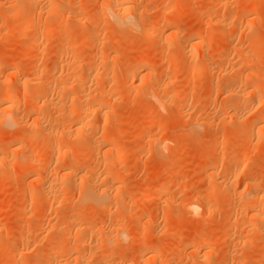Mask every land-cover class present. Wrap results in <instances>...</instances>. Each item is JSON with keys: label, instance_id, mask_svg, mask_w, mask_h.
I'll return each mask as SVG.
<instances>
[{"label": "rangeland", "instance_id": "obj_1", "mask_svg": "<svg viewBox=\"0 0 264 264\" xmlns=\"http://www.w3.org/2000/svg\"><path fill=\"white\" fill-rule=\"evenodd\" d=\"M65 1L71 5V14L74 12L75 15L72 14L71 17L70 14H66L67 16H62L56 24L42 13L39 16V26L30 28V32L37 33L49 25L51 27L52 24L54 31L39 36L40 43L31 45L27 38L28 34L19 28L20 17L11 16L12 6L9 0H0V82L4 81L2 82L4 87L21 89L27 83L26 87H29L31 86L29 84L36 81L32 87L38 90L47 78L45 76H49L56 68L55 76L52 73L53 78L56 77V81L60 78L65 79L62 83L65 81L71 83L73 80L64 73L71 67L69 63L73 60L69 59L68 54L67 57L66 54L60 57L59 53V46L63 40L61 33L64 36L63 31L68 30V34L69 31L72 33L69 36L74 43L68 44L70 48H74L76 41H82L77 50L76 60L81 59L77 70L85 84H82L83 89L74 82L75 86H78V89L74 86L73 90H78L74 93L75 90L70 91L73 83L69 87V83L66 82L65 85L69 88L64 89L67 92L64 94L74 93L76 97V94L91 93L90 97L98 95L96 97L100 98L99 94L105 91L106 94L102 95L106 96V103L100 111L91 116V127H85L83 135L91 137L92 143L84 146L72 140L78 115L71 117L65 113L71 118L64 115L67 108L73 105L70 99L64 95V105L61 106L62 101L60 103L62 109L57 105L53 110L56 111L58 107L60 112L58 110V113L54 112L51 102L56 99L57 90L56 87H50L44 95L51 102L46 98L36 102V105L41 106V101H45L43 104L46 105L44 107L47 114L46 118L44 114L42 115L43 120L49 118L50 111L54 112L50 118L54 122L47 119L51 122L45 120L49 124L45 125L48 128L52 127L50 129L53 130L55 137L62 133V137L60 135L58 139L64 142V149H75L70 154L56 150L57 147L52 148L46 135V139L42 138L44 135L41 133L42 137H37L38 134L34 139L28 137L30 136L28 132L31 133L30 129H33L31 128L33 123H29L30 120L33 122L34 110L30 104L32 98L28 97L24 105L16 107V114L22 118L21 123L13 121L14 124L6 125L8 128L0 125V157L7 158L4 165L0 164V264H23L25 261H28V264H41L44 260L48 262V259H52L53 264L57 262L73 264L68 254H56L45 258V252L51 244L75 247L73 246L75 238L76 245L78 241L79 245L80 243L82 245L77 248L80 250L79 254L85 252L86 256L81 255L84 256L86 264H96L97 259L103 254V258L107 257L104 259L107 260L105 264H128L136 260L137 264H157L161 260L164 261V258L166 264H264V228L259 230L260 224L250 216V212L240 206L245 197L249 196V184L254 182L252 185L264 189V0H193L195 4L192 5L191 0H133L131 3L132 8L135 7L133 9L138 12L149 11L147 22L154 23L155 28L148 30L146 24L139 31L122 32L114 26L112 20L100 21L103 20L99 17V12H102L100 11L102 0ZM178 5L180 6L178 8L182 7L180 12L167 13L168 8ZM218 16L222 18L219 23L216 21ZM79 17H82V22L84 19L88 20L86 23L88 27L85 25L81 27V24L76 23ZM163 22L165 24L169 22L167 24L169 27L164 26ZM60 24L63 26L62 29ZM13 28L16 30L14 33L10 32ZM92 31H97L98 35L94 37ZM171 32H176V37H172ZM40 38L44 41L42 42ZM70 42L71 40L68 41ZM96 53L101 56L103 63L99 62V55L90 61ZM139 60L147 61L146 68L137 69L135 62ZM60 61L61 68L59 65L57 67ZM64 61L68 63L67 66ZM34 65L37 69L41 66L40 73L37 69L34 71ZM99 66L109 75L105 77L98 75L95 78L94 71ZM193 66L199 69L195 70L194 67L193 70ZM148 73L152 74L154 82L152 79L150 82L153 84L147 83ZM12 74L16 75V80ZM32 75H35L34 78ZM247 75L256 78L245 83L243 80ZM238 77L239 80L242 77V82L237 79ZM235 80L239 81V84ZM60 84L57 82L56 85ZM229 88L230 91L249 93L248 97L246 96L248 98L246 105L249 101L252 103L247 105L249 110L237 112L238 114L225 111L226 104L228 105L230 100L232 102L230 97L234 101V95H231L234 91L229 93ZM225 91H229L227 95ZM166 94L176 96L175 100L172 102L169 100L167 103ZM79 95L76 99L75 97L71 99L74 105L82 102V96ZM160 100L165 103L164 106ZM50 105L51 109L48 111L47 107ZM64 106L66 110H63ZM42 116L40 122H43ZM262 117L263 121L259 122L258 119ZM254 122L256 125L250 128ZM250 133L254 141L246 145L248 137L246 134ZM70 136L72 141L69 140ZM107 136L115 138L117 145V149L114 148L113 152L111 150V155L109 153L104 155ZM13 141L20 144L12 146ZM21 147L23 151L19 150ZM31 149L39 151L33 159L35 164L33 166L36 168L32 167V164H26V160L33 157H27V154H31L28 153ZM119 151L128 153L124 162H118L116 159ZM255 151L259 153L257 156H253ZM110 161L113 162L109 163L110 168L104 169L103 164ZM72 164L75 167L70 168L73 175L59 179L63 186L57 189L58 194L75 201L78 195L81 196L78 194L80 188L86 187L89 191L90 189H87L91 185L89 181L96 183L97 187L101 186L106 174L109 181H105L104 184L109 182L106 184L108 186L106 188H109L108 196L105 195L96 203L79 202L66 210L57 208L55 204L54 207L50 199V203L48 202V198L46 201L44 193L42 195L40 191L44 181L51 179V176L53 178V175L59 176L58 173L61 176L70 165L73 166ZM235 167L246 168L247 171L236 177ZM213 168L217 169L214 177L209 175ZM60 176L58 178H61ZM144 181H150L152 187L144 188L142 186ZM160 186L167 187V191L164 195L157 196V189ZM31 190L32 195L35 190L37 193L33 198ZM191 191L193 193H189ZM195 201L199 206L200 203L205 206L210 204L208 205L212 209L210 218H207L208 214H202V209L194 215L186 208V204ZM149 204L153 206L150 207ZM79 209L90 213L80 216L79 224L87 225L93 230L97 229L95 232L100 228L97 237L94 232L89 236L88 233L85 235L83 232L78 233V230L76 233V229L72 230L73 227L70 225ZM112 222L118 224L122 234L115 246L114 235H108L106 232ZM233 223L236 224L235 229ZM50 226L55 229L58 227L61 233L53 232ZM36 229L38 232L41 229L44 232L49 229L46 231L47 234L50 231L55 234L47 235L42 230L43 234L38 233L35 232ZM52 239L58 243L52 242ZM139 239L140 245L137 243ZM145 246L156 250V257L151 262L143 259ZM9 248L23 253L25 261L20 263L14 254H4ZM112 251L115 255H112ZM33 255H36V258Z\"/></svg>", "mask_w": 264, "mask_h": 264}, {"label": "bare ground", "instance_id": "obj_2", "mask_svg": "<svg viewBox=\"0 0 264 264\" xmlns=\"http://www.w3.org/2000/svg\"><path fill=\"white\" fill-rule=\"evenodd\" d=\"M132 1L133 0H102V3H101V5L100 6H102L101 7V10L100 11H102V12H99L100 14V19H103V20H100L99 19V17L97 18V19H99L101 22L103 21H113V24H115L114 26H117L120 30H121V32L122 31H125V30H131V31H134V30H137V31H139L140 30V28H142L143 26H145L146 24L148 25V30H153L154 28H155V24L154 23H148L147 22V18L149 17V11L147 12V11H142V12H138V10H136V9H133V8H135V7H133L132 8V5H131V3H132ZM21 2V3H20ZM195 2V1H194ZM193 2V0H191L190 1V4L192 5V3H194ZM11 3V6H12V13H11V16H13V17H16V16H19L20 17V29L22 30V32H25V33H27L28 35H27V38L29 39V43L31 44V45H34V44H36L37 42H39L40 43V41H38L39 40V36H43V34H46V33H49V32H52V31H54V28H52V26H53V24L51 25V27H50V25L49 26H45L46 28H43V29H40L39 30V32H37V33H31L30 32V28H33V27H36V26H39V16L42 14V13H45V15L49 18V20H51V21H53L54 20V23H56L57 24V22L60 20V18L62 17V16H64V15H66V14H70L71 15V17H72V14L73 15H75V13L73 12L72 14H71V12H72V9H71V5H69V4H67L66 3V1L65 0H9V4ZM174 4V3H173ZM195 4V3H194ZM259 4V2L256 4V5H258ZM175 5H177V4H175ZM178 7H180L179 5L177 6V7H170V8H168V12L167 13H170V14H172V13H175V12H180L181 11V9H182V7H181V9L180 8H178ZM193 7V6H192ZM80 8V7H79ZM102 8H103V10H102ZM137 8V7H136ZM138 9V8H137ZM183 11V10H182ZM44 15V14H43ZM44 15V16H45ZM10 16V17H11ZM67 16V15H66ZM65 17V16H64ZM170 17H171V15H170ZM76 18V17H75ZM80 18V17H79ZM78 18V19H79ZM82 18V17H81ZM76 19V21L78 20V22H76V23H79V24H81V27L83 26V25H85V26H87L86 25V23H87V21L88 20H85L84 19V21L82 22V20L83 19ZM220 18L221 17H217V22L220 20ZM64 19V18H63ZM222 19V18H221ZM58 20V21H57ZM56 21V22H55ZM75 21V20H74ZM221 21V20H220ZM219 21V22H220ZM40 22H41V17H40ZM47 22H48V20H47ZM61 22H63V20H61ZM165 22V21H164ZM163 22V23H164ZM218 22V23H219ZM169 23V22H168ZM168 23H164L165 25L164 26H168L167 24ZM44 24V23H43ZM90 24V23H89ZM61 25V29L63 28V26H62V24H60ZM59 25V26H60ZM91 25V24H90ZM89 25V26H90ZM19 26V25H18ZM41 27L42 26H44V25H40ZM162 26H163V24H162ZM249 26V25H248ZM88 27V26H87ZM87 27H85V28H87ZM169 27V26H168ZM38 28V27H37ZM65 29V28H64ZM82 29V28H81ZM88 29V28H87ZM90 29V28H89ZM9 30V29H8ZM65 30H67V29H65ZM104 30V29H103ZM162 30H163V28H162ZM16 30L13 28V29H11L10 30V32H15ZM61 31V30H60ZM99 31H100V29H99ZM136 31V32H137ZM64 32V36H63V33H61L62 35H61V37H62V41H61V46H59L60 47V49H59V53H60V57L62 56V54H66V57H67V54L69 55V59L71 58L73 61H72V63L70 62L69 63V66H71V67H69V69H67V68H65V69H67V71H66V73H64V71H65V69H64V71H63V73L65 74V75H67L66 77H69V79H72L73 81L70 83V81L68 82V81H65V83L67 82V83H69V87H70V84H72L73 83V86H71V90L70 91H72L73 90V88H74V86H75V84H74V82H76L77 84L76 85H81L82 86V84L84 85L85 84V81H83L81 78H80V75L81 74H79V70H77V67H78V69H79V66L78 65H80L79 63H81V62H79L80 60H76L77 59V50H78V48L81 46V44H82V41H79V42H77L76 41V43H75V46H74V48L72 47V48H70L69 47V45L70 44H74L73 42H72V38H71V36H69L70 34H72L70 31H69V34H68V30L67 31H63ZM102 32H104V31H101V33ZM215 32V31H214ZM59 33V32H58ZM100 33V34H101ZM18 34V33H17ZM24 34V33H23ZM171 35H172V37H176V32H171L170 33ZM227 34V33H226ZM90 35V34H89ZM92 35H94V37L96 36V35H98V32L97 31H92ZM177 37H178V34H177ZM23 38H25L24 36H23ZM22 37H21V39H23ZM91 38H93V37H91ZM215 38V37H214ZM41 39V38H40ZM25 40V39H24ZM71 40V42L70 43H68V41H70ZM93 40V39H92ZM25 41H27V40H25ZM41 41H42V39H41ZM44 41V40H43ZM42 41V42H43ZM75 41V40H74ZM84 41V40H83ZM39 43H38V45H39ZM47 43V42H46ZM69 44V45H68ZM90 44V43H89ZM103 44V43H102ZM46 45V44H45ZM37 46V45H36ZM42 47V46H41ZM70 48V50H69V52L67 53V51H68V49ZM68 48V49H67ZM42 51H43V49H42ZM45 51V50H44ZM40 53V52H39ZM97 54V53H96ZM94 55L93 54V57H92V59H90V61L92 60H95V58L99 55V54H97V55ZM59 55V54H58ZM100 56V55H99ZM175 56V55H174ZM248 56V55H247ZM99 58V62L100 63H103V60H102V58H101V56L100 57H98ZM97 58V59H98ZM175 58V57H174ZM204 58V57H203ZM203 58H201V59H203ZM61 59V58H60ZM70 59V60H71ZM104 59V58H103ZM247 59V58H246ZM250 59V58H249ZM76 60V61H75ZM181 60V59H180ZM205 59H203V61H204ZM242 60V59H241ZM241 60H240V63H241ZM59 61V60H58ZM76 63H78V64H76ZM198 61H201V60H199L198 59ZM245 61V60H244ZM244 61H243V63H244ZM247 61H248V59H247ZM65 63H66V61H64ZM63 62V63H64ZM99 62L97 61V63H98V65H99ZM196 62V61H195ZM1 63V62H0ZM62 62L60 61L59 62V64L57 63V67H58V65H59V67H60V64H61ZM132 63H134V62H132ZM245 63H246V61H245ZM67 64L68 63H66V66H67ZM135 64H136V66L138 67L137 69H142V67H145V65L147 64V61H143V60H139V61H136L135 62ZM203 64H205V62L203 63ZM1 65V64H0ZM14 65V64H13ZM77 65V66H76ZM36 65H34V67H35ZM65 66V67H66ZM14 67V66H13ZM15 67H17L16 65H15ZM41 67V66H40ZM40 67H38V69H37V67H35L34 69V71H37L38 70V72L39 71H41V70H39L40 69ZM63 67V66H62ZM194 67L195 66H193V70H194ZM55 68V67H54ZM61 68V67H60ZM136 68V67H135ZM146 68V67H145ZM196 68V67H195ZM198 68V67H197ZM195 69V70H198V69ZM11 69V68H10ZM33 69V68H32ZM37 69V70H36ZM56 69V68H55ZM55 69L53 70V71H51V73H50V75L49 76H45V77H47L45 80H44V82L42 83V85H40V89H35V88H33L34 86L32 85V84H34V83H32V84H29V85H31V86H29V87H26V85L28 84H26V83H24V84H26L25 86H23V87H21V89H13V88H11V87H4V85H3V83L2 82H4V81H2V82H0V83H2V84H0V86L1 85H3V87L1 88L0 87V125H4V126H9L10 124H12L13 123V121H14V123L15 122H17L18 123V121H20L22 118H20L19 117V115H17L16 114V107L18 108L19 106H21V104L22 105H24V103H26V100L28 99V97L29 98H32V101H31V107H33V110L34 111H32L33 112V114H32V116H33V119H32V121L33 122H31V120L29 121V123H33V127H31V128H33V129H30L31 130V133H30V131L28 132L29 134H30V136H28V137H30V138H35L34 136L35 135H37L38 134V136L37 137H39V136H41L42 137V135H44V137H42V138H45L46 139V136H47V140H48V144L50 145V146H52V148H54V147H57L58 149H56V148H54V149H56V150H58V151H63L64 153H71V152H74V150L73 149H70V148H65L64 149V147L65 146H63V143L64 142H61L62 140H60V139H58V137L60 138V135L62 134H60V132H59V130H58V132H59V136H57V134H56V136L57 137H55V135H53L54 133L51 131V129L50 128H52L51 126H50V128H48V126H46L45 125V123H46V121H47V119H50V118H52V114L54 113V112H56L57 110L59 111V109H58V107H57V110L55 111V110H53L57 105H59L60 106V103H61V101H62V105L61 106H63L64 105V95L66 96V98L67 99H70L69 101L70 102H72L71 104H73V105H71L70 107H68L67 108V112L65 111L64 112V115H65V113H67L68 114V116L70 115H78L77 117H78V119H77V121L75 122V124L76 125H74L75 127H74V129L73 128H71V129H73V132L72 133H74L73 135H74V137H73V141H74V143H77V144H80V145H86V144H91L92 143V138L90 137H87V136H85V135H83L84 133H83V131H84V129H85V127L86 126H88L89 128L91 127V124H92V122H90V120H91V116L94 114V113H97L98 111H100L103 107H104V103H106V96L105 97H103V93L105 92H103V93H101L100 92V90H99V92L101 93V95L99 94V96H100V98H97L96 96H98V95H92L93 97H90L91 96V93H90V95L89 94H86V93H83L82 95H79V94H76V97H77V95H79V96H82V102H80V103H78V101H77V103H78V105H74V102H73V100H71V99H74L73 97H75V94L74 93H77L78 92V90L76 91L75 89V91L76 92H74V93H69V94H64V92H66V90L64 91V89H68L67 88V86L68 85H65V83H62V82H64V80L63 79H61L60 78V80H58V81H56L57 80V78L56 77H54L53 78V75L55 74L54 73V71H55ZM96 69V68H95ZM136 69V70H137ZM57 70V69H56ZM62 70V69H61ZM127 70V69H126ZM134 70V69H133ZM132 70V71H133ZM200 70H202V68L200 69ZM199 70V71H200ZM132 71H131V73H132ZM191 71V70H190ZM199 71H197L198 73H199ZM33 72V71H32ZM95 72V78H96V76H98V75H102V76H108L109 75V73L108 72H106L105 71V69H103L102 67H100L99 66V68L97 67V69L94 71ZM130 72V71H129ZM35 74H36V72H34ZM33 73V74H34ZM40 73V72H39ZM38 73V74H39ZM43 73V72H42ZM52 73H53V75H52ZM130 73V74H131ZM147 73V72H146ZM195 73V72H194ZM144 74H145V72H144ZM149 74V73H148ZM147 74V75H148ZM13 76H14V74H12ZM37 75V74H36ZM62 75V74H61ZM111 75V74H110ZM127 75H128V73H127ZM152 75V74H151ZM150 74L148 75V77H147V79L149 80V81H147V83L149 82V84H153L152 82H154L153 80V78H152V76H151ZM35 76V75H34ZM34 76L32 75L31 77H33L34 78ZM55 76V75H54ZM15 77V80H16V75L14 76ZM58 77V76H57ZM71 77V78H70ZM103 77V78H104ZM110 77V76H109ZM108 77V78H109ZM25 78V77H24ZM36 78H38V75H37V77ZM56 78V79H55ZM63 78V77H62ZM175 78V77H174ZM252 78H256V77H254V76H252V75H247L246 77H244V80L242 79V77L240 78V80H239V77L237 78L240 82H242L241 81V79L243 80V82H245V83H248V81H252ZM17 79H18V77H17ZM25 79H27V78H25ZM44 79V78H43ZM55 79V80H54ZM59 79V78H58ZM144 79H145V77H144ZM150 79H152V82H150ZM170 79H173V78H170ZM1 80V79H0ZM28 81H30L29 79H27ZM39 80V79H38ZM37 80V81H38ZM63 80V81H62ZM85 80H86V82L88 81L86 78H85ZM146 80V79H145ZM169 80V79H168ZM27 81V82H28ZM34 81V80H33ZM43 81V80H42ZM59 81H61V82H59ZM171 81H173V80H171ZM170 81V82H171ZM235 81H237V80H235ZM239 81H237L238 82V84H239ZM18 82V81H17ZM21 82H24V81H21ZM30 82H32V81H30ZM57 82H58V84H60V83H62V84H60V86H58V85H56L57 84ZM38 83V82H37ZM56 83V84H55ZM23 84V85H24ZM64 84V85H63ZM87 85L86 86H88V83H86ZM167 84H170V83H166V85ZM35 85H38V84H35ZM22 86V85H21ZM33 86V87H32ZM78 86H75L76 87V89H78ZM85 86V87H86ZM50 87H56V92H55V96H56V99L54 100V102H51V100L49 99V101L47 100V97H46V95H44V93L45 94H47L45 91L48 89V88H50ZM89 87V86H88ZM153 87V86H152ZM20 88V87H19ZM81 88H83L84 89V86H82ZM80 88V89H81ZM53 89V88H52ZM89 89V91H90V88H88ZM153 89V88H152ZM234 89H236V88H234ZM54 90V89H53ZM73 90V91H74ZM86 90V89H85ZM85 90H83V91H85ZM156 90H157V88H156ZM155 90V91H156ZM232 90V89H231ZM48 91V90H47ZM55 91V90H54ZM69 91V90H68ZM72 91V92H73ZM87 91V90H86ZM158 91H159V89H158ZM161 91V90H160ZM159 91V92H160ZM229 91H230V88H229ZM229 91H225L226 92V95H227V92H229ZM232 91H234V90H232ZM232 91H230L229 93H231ZM253 92V91H252ZM67 93V92H66ZM81 93V92H80ZM87 93H88V91H87ZM106 93H104V95H105ZM247 94H249V93H245V92H243V91H237V92H235L234 91V93L232 92L231 93V95L233 96L234 95V101H233V98L232 97H230L231 99H232V102H231V100L229 101V103H228V105L226 104V106H225V111L227 112V113H232V112H241V111H243L244 112V110H246L247 108H249V107H247V105L249 106V103L250 104H252L251 103V101H249L248 102V104L246 105V103H247V100H246V98L248 97L247 96ZM171 95H173V94H171ZM53 96V95H52ZM78 96V97H79ZM166 96H168V94H166L165 95V99H167L166 98ZM247 96V97H246ZM76 97H75V99H76ZM95 97V98H94ZM161 97V96H160ZM176 97V96H175ZM175 97H173V96H168V101H167V103L168 102H172V100L174 99L175 100ZM45 98H46V100L48 101V102H51L52 103V110L54 111L53 113H51V111L49 110V108L51 109V105H50V107H47L48 108V111H50V113H48V115H49V118H47V119H44L43 120V116L45 115V118H46V114H47V112L45 111V110H47L46 109V107H44V106H46L45 104H43V102L45 103ZM52 98H54V97H52ZM51 98V99H52ZM164 97H162V100H163V102H165L166 100L165 99H163ZM41 99H44L43 101H41L42 102V104H43V106H42V104H40L41 106H38V105H36V102H38V101H40ZM63 99V100H62ZM66 99V100H67ZM78 99V98H77ZM79 99H80V97H79ZM248 99V98H247ZM53 100V99H52ZM80 100V101H81ZM165 100V101H164ZM170 100V101H169ZM182 100V99H181ZM75 101V100H74ZM159 101V100H158ZM40 102V103H41ZM257 102H259L258 100H257ZM256 102V103H257ZM28 103V107L30 106V104ZM51 103H49V104H51ZM160 103H162V101L160 100ZM163 104V106L165 105V103H162ZM259 104V103H258ZM156 105L159 107V104H158V102H156ZM167 105V104H166ZM60 106V107H61ZM251 106V105H250ZM54 107V108H53ZM30 108V107H29ZM260 108V107H259ZM61 109H62V107H61ZM63 110H66V108H65V106H64V109ZM247 110H249V109H247ZM58 111H57V113H58ZM253 111V110H252ZM60 112V111H59ZM248 112H250V111H248ZM44 114V115H43ZM50 114H51V117H50ZM60 114V113H59ZM62 114V113H61ZM238 114V113H237ZM245 114H247L246 112H245ZM43 115V116H42ZM55 115V114H54ZM243 115H244V113H243ZM42 116V120H43V122L41 121L40 122V117ZM61 116V115H60ZM63 116V115H62ZM66 116V115H65ZM68 116H66V117H68ZM48 117V116H47ZM72 117V116H71ZM71 117H68V118H71ZM76 117V116H75ZM58 118H60V117H58ZM238 119V120H237ZM237 119H235V120H237V121H239V118H237ZM262 119V120H261ZM259 118L258 119V121L260 122H262L263 121V117L262 118ZM46 120V121H45ZM51 121H53L52 119H50ZM49 120V121H50ZM55 120H57L56 118H55ZM257 120V119H256ZM255 120V121H256ZM49 121H47V122H49ZM50 121V122H51ZM72 121V120H71ZM25 123H26V121H24ZM54 122V121H53ZM74 122V121H73ZM257 122V121H256ZM256 122H254L252 125V127H250V128H253L255 125H256ZM259 122H257V123H259ZM264 122V121H263ZM13 123V124H14ZM16 123V124H17ZM19 123H21V121L19 122ZM24 123V124H25ZM213 123V122H212ZM15 124V125H16ZM47 124V123H46ZM20 125V124H19ZM47 125H49V124H47ZM6 126V127H7ZM11 126H13V125H11ZM10 126V127H11ZM72 126H73V124H72ZM1 127H3V126H1ZM8 128V127H7ZM30 128V127H29ZM67 129H68V127H67ZM70 129V130H71ZM67 131V130H66ZM251 131H252V129H251ZM70 133H71V131H69ZM243 132V131H242ZM246 132V131H245ZM248 132V131H247ZM28 133H26V135L28 134ZM40 133L42 134V135H40ZM251 133H253V132H251ZM249 134V135H247L246 134V137H247V139H246V145H250L253 141H254V137H253V135L252 134ZM28 134V135H29ZM240 134V133H239ZM46 135V136H45ZM69 135H71V134H69ZM72 135V136H73ZM242 135V134H241ZM22 136V135H21ZM66 136V135H65ZM72 136H70L69 137V140H71L70 138L72 137ZM237 136V135H236ZM244 136V135H243ZM19 137V136H18ZM17 137V138H18ZM24 137V136H23ZM27 137V138H28ZM61 137H62V135H61ZM64 137V136H63ZM101 137H103V136H101ZM13 138V137H12ZM15 138V137H14ZM42 138H40V139H42ZM65 138H67V137H65ZM64 138V139H65ZM21 139V138H20ZM44 139V140H45ZM49 139H50V141H49ZM63 139V140H64ZM102 139H104V140H106V138H102ZM245 139V138H244ZM18 140H19V138H18ZM65 140H68V139H65ZM71 140V141H72ZM107 142L105 143L106 144V150H105V152H104V155H105V153H109L110 154V152H111V150H112V152H113V149L114 148H116L117 149V145H116V141H115V138H112V137H108L107 136ZM255 140H256V138H255ZM46 142V141H45ZM69 142V141H68ZM72 143V142H71ZM12 146H15L16 144H18L16 141H13L12 143ZM20 144V143H19ZM18 144V145H19ZM254 144V143H253ZM64 145H67V144H64ZM77 146H79V145H77ZM116 146V147H115ZM234 146V145H233ZM17 148L19 147V146H16ZM63 148V149H62ZM75 148V147H74ZM23 149H25V147H23ZM77 150L79 149L78 147L76 148ZM260 149V148H259ZM19 150H22V147H21V149L19 148ZM55 150V151H56ZM23 151V150H22ZM26 151V150H25ZM41 151V150H40ZM61 151V152H62ZM42 152V151H41ZM60 152V153H61ZM112 152H111V154H112ZM22 153H24V152H22ZM28 153H31V154H27V157L28 156H33V157H31V158H29V160L27 159L26 160V164L27 165H31L32 167H35V166H33V165H35V164H33L34 163V161H33V159L34 158H36V154H38L39 153V151L38 150H30ZM60 153H59V155H60ZM92 153V152H91ZM254 154H253V156H257L259 153L257 152V151H255V152H253ZM262 153V152H261ZM25 154V153H24ZM94 155H97V154H99L98 152H97V154H95V153H93ZM92 154V155H93ZM110 154V155H111ZM34 155H35V157H34ZM58 154H56V156H57ZM58 155V156H59ZM65 155V154H64ZM25 156H26V154H25ZM24 156V157H25ZM61 156V155H60ZM62 156H63V154H62ZM91 156V155H90ZM113 156V155H112ZM251 156H252V154H251ZM128 157V153L127 152H124V151H119V153L117 154V156H116V159H117V161L118 162H124L125 160H126V158ZM105 158H107V156H105ZM109 158V157H108ZM25 159V158H24ZM56 159V158H55ZM57 159H58V157H57ZM56 159V160H57ZM6 160H7V158H5V157H0V164H3V163H6ZM56 160H55V162H56ZM50 161V160H49ZM105 161V160H104ZM107 161H108V159H107ZM113 161V160H112ZM112 161H110V162H106V163H104L103 165V167H104V169H108V168H110V164L111 163H113ZM110 163V164H109ZM237 163V162H236ZM239 163V162H238ZM243 163V162H242ZM4 165V164H3ZM73 165V164H72ZM234 166V165H233ZM237 166H238V164H237ZM236 166V167H237ZM49 167V166H48ZM71 167H73L74 169H75V167H74V165L73 166H71L70 165V167H68L69 168V170L67 171V169H66V172H64L63 174H61V176H60V174L58 173V175L61 177V178H58L59 176H55V175H53V178H52V176H51V179H49L48 181H44V185H43V188L42 189H40V191L42 192V195H43V193H44V195H45V197H46V201H47V198H48V202H49V199H50V201L52 202V204H53V206L54 207H56L57 206V208L58 207H60L61 209H64V210H66V209H68L69 207L71 208L72 207V205L73 206H75V204L76 203H82V202H86V201H88V202H99L100 200H102V198L105 196V195H107V192L109 191L107 188H106V186L108 185L107 183H109V182H107V183H105L104 184V182L105 181H107L108 180V176L105 174V176H104V182H103V184L101 185V186H99V187H97L95 184H93V181H92V183H90V181L88 182L89 184H91L90 186H89V184H88V188L87 189H90L89 191H87L86 190V187L85 188H80L79 186L77 187V189H79L80 188V193H78V194H81V196L79 197V195H78V197H77V199L75 200V201H73V200H71V199H68V198H64L63 196H61L60 194H58V188L60 187L61 188V183H60V181H59V179H62V178H65V177H69L70 175L72 176L73 175V172L71 171ZM106 167V168H105ZM235 167V168H236ZM243 167V166H242ZM236 168V169H238V170H236V169H234L235 171L234 172H236L237 171V173H235V176L236 177H238L239 176V174H240V176H241V174H244L245 173V171H247L246 170V168ZM245 167V166H244ZM36 168V167H35ZM38 168V167H37ZM41 168V167H40ZM73 169V170H74ZM245 169V170H244ZM25 170V169H24ZM46 171H47V169H45ZM212 170V172H210V176H213L214 177V174H216V172H217V169L216 168H213V169H211ZM38 171H40L39 169H38ZM49 173V172H48ZM248 174V173H247ZM46 175V174H45ZM57 175V174H56ZM70 176V177H71ZM217 176V175H216ZM212 177V178H213ZM47 179H48V177H47ZM210 179H211V177H210ZM214 179V178H213ZM212 180V179H211ZM109 181V180H108ZM77 182V181H76ZM223 183H225V182H223ZM223 183H222V186H223ZM248 183V182H247ZM254 183V182H253ZM252 183V184H253ZM107 184V185H106ZM252 184H249L250 185V187H249V189H250V191H249V189H248V197H249V199H248V197L246 196V195H244V196H246L245 197V200L244 199H242V200H244L242 203H241V201H240V206H241V208L243 209H245V211H247V212H250L251 213V217L253 218V219H255L260 225L258 226V229L260 230V229H262V228H264V213H263V209H264V189L262 190L261 188L259 189V186H255V184L254 185H252ZM226 185H228V183L227 184H225L224 186V188H226ZM63 186V185H62ZM142 186L144 187V188H150V187H152V183L150 182V181H144L143 182V184H142ZM168 186V185H167ZM76 187V186H75ZM108 187V186H107ZM142 187V188H143ZM58 189V190H57ZM108 190V191H107ZM111 190V189H110ZM224 190H226V189H224ZM39 191V190H38ZM37 191V192H38ZM165 191H167V187H164V186H160V187H158V189H157V196H160V195H164L165 194ZM32 192V190L30 191V193ZM78 192V191H77ZM121 192V191H120ZM227 192H229V191H227ZM60 193H61V191H60ZM189 193H193V191H191V192H189ZM207 193V192H206ZM230 193V192H229ZM233 193H234V191H233ZM34 194H36L37 195V193H36V190H35V193H33V195ZM41 194V193H40ZM239 194V193H238ZM237 194V195H238ZM31 195H32V193H31ZM33 195H32V198H33ZM233 195H235V194H233ZM240 195V194H239ZM108 196V195H107ZM243 196V197H244ZM34 198H35V196H34ZM151 198V197H150ZM159 198V197H158ZM239 198V197H238ZM156 199V198H155ZM45 200V199H44ZM33 201V200H32ZM35 201H37V198H35ZM200 201V200H199ZM44 202V201H43ZM103 202V201H102ZM101 202V203H102ZM152 202H154V201H152ZM152 202H150L151 204H152ZM200 202H202V200L200 201ZM205 202V201H204ZM50 203V202H49ZM87 203V202H86ZM203 203V202H202ZM202 203H200V206L198 205V202L196 203V201L195 202H192V203H188V204H186V208H189L193 213H194V215L195 214H198V212H199V210H203V212H202V214H208V216H207V218H210L209 217V214H210V212L212 211V209L209 207L210 206V204H208L207 206H205V205H202ZM206 203V202H205ZM204 203V204H205ZM56 206H55V205ZM77 205V204H76ZM149 206H150V204H149ZM151 206H153V205H151ZM150 206V207H151ZM80 207V206H79ZM213 207V206H212ZM215 208V207H214ZM213 208V209H214ZM63 210V211H64ZM190 211V212H191ZM213 212H214V210H213ZM212 213V212H211ZM215 213V212H214ZM90 213L89 212H85V211H83V209H79V211H78V213H76V216H75V218L73 219V221H72V223H71V227H73L72 228V230L73 229H76L75 231H76V233H77V230H78V233H85V235H87L86 233H88L89 234V236H90V234L91 235H93L94 233V235H96V237L98 236V233L100 232L99 231V229H98V231H96L95 232V230H97V229H95V230H93L91 227H87V225L86 226H84V224H82V225H80L79 224V222H78V220H79V217L80 216H82V215H89ZM211 216V215H210ZM71 219V218H70ZM230 219V218H229ZM232 219V218H231ZM49 220V219H48ZM51 220H52V218H51ZM206 220H208V219H206ZM71 221V220H70ZM70 221H69V223H70ZM68 223V224H69ZM124 223V222H123ZM236 223V222H235ZM235 223H233V229H235L236 227V224ZM53 224V223H52ZM119 224H121V223H119ZM235 224V225H234ZM48 226H49V224H47ZM239 225V224H238ZM51 228V230L53 231V232H57V233H61V229H59L58 227L55 229V228H53L52 226H50ZM70 227V228H71ZM53 228V229H52ZM61 228V227H60ZM232 228V227H231ZM253 228V227H252ZM64 229V228H63ZM38 229H36V231L35 232H38L37 231ZM42 230V229H41ZM41 230L39 231L40 233H42L41 232ZM47 230H49V229H46L45 230V232L47 231ZM67 230V229H66ZM231 230V229H230ZM43 231V230H42ZM65 231V230H64ZM81 231V232H80ZM102 231V230H101ZM120 228L118 229V224L116 223V222H112V224L111 225H109V228H108V230L106 231L107 232V234L108 235H114V237H115V239H114V246H115V243H117L118 241H119V238H120V236L122 235L121 233H120ZM38 232V233H39ZM44 232V231H43ZM44 232V233H45ZM53 232H48V234H47V232H46V234L47 235H49V233H52V234H55V233H53ZM94 232V233H93ZM63 233V232H62ZM71 233V232H70ZM93 233V234H92ZM34 234H36V233H34ZM43 234V233H42ZM51 234V235H52ZM68 234V233H67ZM34 236H37V235H34ZM43 236V235H42ZM58 236V235H57ZM72 236V235H71ZM24 237V236H23ZM113 237V238H114ZM65 238V237H64ZM70 238V237H69ZM84 238H86V236L84 237ZM90 238V237H89ZM89 238H88V240H89ZM99 238H100V236H99ZM111 238V237H110ZM138 238V237H137ZM136 238V239H137ZM24 239V238H23ZM38 239V238H37ZM43 239V238H42ZM41 239V240H42ZM45 239V238H44ZM112 239V238H111ZM134 239V238H133ZM27 240V239H26ZM50 240V239H49ZM53 240V239H52ZM71 240V239H70ZM100 239H98V241H99ZM64 241V240H63ZM75 242H77L76 241V238H75V240H74ZM95 241H96V238H95ZM22 242V241H21ZM27 242V241H26ZM52 242H54V240L52 241ZM56 242V241H55ZM54 242V243H55ZM73 242V241H72ZM74 242V243H75ZM79 242L80 241H78V244L76 245V243L74 244L73 243V246H75L76 247V249H73V248H75V247H72V245H71V247L70 246H62L61 244L59 245L58 244V246H55V244H51L50 246V248L45 252V258H50V257H53L54 255H56V254H68L69 256H70V258H71V261H73L72 263L74 264H84L85 262H86V260H84L85 258H84V256H82L83 254L85 255V252L84 253H81V254H79V249H77V248H79V246L81 245V243H80V245H79ZM244 242H245V240H244ZM23 243H24V241H23ZM56 243H58V241L56 242ZM61 243V242H60ZM137 243L140 245V239L137 241ZM246 243H247V241H246ZM47 244V243H46ZM69 244V243H68ZM136 244V243H135ZM28 245V244H27ZM49 245V244H48ZM57 245V244H56ZM90 245V244H89ZM118 245V244H117ZM2 246V245H1ZM37 246V245H36ZM38 246H39V244H38ZM82 246V245H81ZM94 246V245H93ZM88 248H90L89 246H87ZM96 247V246H95ZM139 247H141V246H139ZM139 247L137 248V249H139ZM11 248H14V247H11ZM81 248V247H80ZM129 248L131 249V247H130V245H129ZM128 248V249H129ZM94 249V248H93ZM4 250V249H3ZM15 250H17V249H15ZM15 250H13V249H7V250H5L4 251V254H14L13 256H15L18 260H19V262L20 263H22V262H24L25 260V258H24V254L23 253H21L20 251L18 252V251H15ZM79 250V251H78ZM108 250V249H107ZM208 250H210L209 249V247H208ZM28 251V250H27ZM42 251V250H41ZM91 251V250H90ZM138 251V250H137ZM140 251V250H139ZM35 252V251H34ZM33 252V253H34ZM114 251H112V255L114 254L113 253ZM144 253H143V259H144V261H148V262H151V260L154 258V257H156V250L154 249V248H152V247H150V246H145L144 247V251H143ZM32 253V254H33ZM36 253H37V250H36ZM87 254V253H86ZM37 255V254H36ZM36 255H33L35 258H36ZM44 255V254H43ZM67 255V256H68ZM106 255V254H105ZM115 255V254H114ZM86 256V255H85ZM103 256H104V254H103ZM103 256L102 257H100L99 259H97V263L96 264H105V262L107 261H104V259H106L105 257L103 258ZM110 256V255H109ZM138 256H140V255H138ZM163 256V255H162ZM161 256V257H162ZM24 258V259H23ZM41 257L38 255V259H40ZM44 258V257H43ZM90 259V258H89ZM47 260V259H46ZM52 261V259H48L47 261L48 262H45V260L44 261H42L41 262V264L43 263V264H49V262H50V264L52 263H54V261ZM67 260V259H66ZM57 261V260H56ZM70 261V260H69ZM71 261H70V263H71ZM89 261V260H88ZM139 261H140V259H139ZM25 262H27L26 264H28V261H25ZM25 262L23 263V264H25ZM29 263H31V262H29ZM58 263V262H57ZM56 263V264H57ZM120 263V262H119ZM155 263V262H154ZM159 264H166L165 263V258H164V261L163 260H161V261H159L158 262ZM157 263V264H158ZM172 263V262H171ZM86 264V263H85ZM107 264V263H106ZM122 264H124V263H122ZM128 264H137V260L136 261H132V262H129ZM156 264V263H155ZM169 264V263H168Z\"/></svg>", "mask_w": 264, "mask_h": 264}]
</instances>
